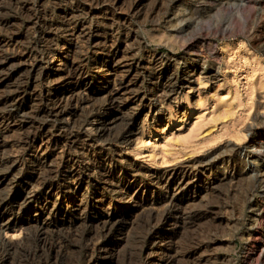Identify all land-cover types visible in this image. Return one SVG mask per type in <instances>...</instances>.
<instances>
[{"label": "rangeland", "instance_id": "374dc122", "mask_svg": "<svg viewBox=\"0 0 264 264\" xmlns=\"http://www.w3.org/2000/svg\"><path fill=\"white\" fill-rule=\"evenodd\" d=\"M59 109L95 145L58 198L59 138L14 158ZM1 199L0 264H264V0H0Z\"/></svg>", "mask_w": 264, "mask_h": 264}, {"label": "bare ground", "instance_id": "6f19581e", "mask_svg": "<svg viewBox=\"0 0 264 264\" xmlns=\"http://www.w3.org/2000/svg\"><path fill=\"white\" fill-rule=\"evenodd\" d=\"M65 1V0H64ZM67 2V1H66ZM93 2V1H92ZM103 2V1H102ZM92 4V3H91ZM97 4V3H96ZM104 4V3H103ZM100 6V5H99ZM113 6V5H112ZM90 8V7H89ZM92 8V7H91ZM90 8V10H91ZM102 9H105V10H110L112 9V7H109V6H103ZM89 10V9H88ZM89 10V12H90ZM113 10V9H112ZM67 12V11H66ZM115 12V11H114ZM71 13V12H70ZM88 16V15H87ZM71 17V16H70ZM83 19V18H82ZM120 19V18H119ZM72 20V19H71ZM67 23L71 24L70 22V19L67 20ZM72 24H74V27H77L79 26L80 24H82L80 21L77 22V21H72ZM57 33V32H56ZM34 40V39H33ZM32 40V43L30 45V47H27L25 48L26 50L24 51V53H22V57L21 58H26V59H29L31 61V67L32 69H36V67L39 66V64H41V62L43 60H45L49 55L53 54L54 53V50L53 49H47L45 47H43L42 45H40L39 43V38L38 39H35V41ZM45 40V39H44ZM50 47V46H49ZM52 47V46H51ZM40 67V66H39ZM42 67V66H41ZM197 65H191V66H188V68H191V72L192 71H195ZM42 70V68H41ZM77 70V69H75ZM39 72V71H38ZM41 73V72H40ZM39 78V77H38ZM171 84H173V91H175L174 89V86L176 85V81H173L171 82ZM171 94V90L170 91H165L162 93L160 91H157L154 95V98H158L159 96L161 95H164V96H167V95H170ZM11 99V97H8L7 101ZM113 99V98H112ZM111 100V99H110ZM10 101V100H9ZM12 103V102H11ZM61 107V106H60ZM50 108V106H49ZM52 108V107H51ZM45 110V109H44ZM98 110V108H92L91 112L93 111H96ZM63 111L64 110H52V111H49L48 115L50 117V119L53 121V124H49L50 126L45 129L44 128V124L41 125V130L39 133H36L35 135L31 136V137H27L26 140H21V142L19 141V143L17 142L16 144H18L17 146V149H16V157L14 158L16 160L17 156L20 155V154H23L25 153L27 150L31 149V148H34L33 150V153H34V157L38 158V160H44L45 159V162L44 164L46 165V160H47V156H41L42 154H39L38 153V148L40 147V144L42 145V142L44 143V136L46 135L49 140L51 139H54L56 137L59 138L57 140H60V139H63L62 142H57V140L54 142V145H60V150H62V154H61V163L59 164V166L57 167V170H56V174L57 173H62L64 174V176L69 180L68 182L66 181V183L64 184H61V185H57L58 186V191L56 193V197H60L62 196V194H66V193H70V192H75L76 190L73 188L74 184L79 182V177H80V173H78L77 170L74 169V159L73 157L72 158H69V156H67V152L68 150L71 151V149H75L74 151L76 150H79V146L80 145H83V147H91L93 145H95V141H94V138L92 137V135L90 133L86 134V135H83L82 133V130H85V129H82L83 128V124L74 120V122H72L73 124L71 125V123H62L63 121V118L61 117L63 115ZM39 113V112H38ZM88 114V113H87ZM188 114V113H187ZM41 116V115H40ZM43 116V114H42ZM3 118H6L7 115H3L2 116ZM48 117V121L50 120ZM41 118V117H40ZM156 118V116H155ZM47 120V117L45 119V121ZM62 120V121H61ZM85 123V122H84ZM39 128V127H37ZM75 128H77V130H75ZM45 129V130H44ZM95 129L97 130V127H95ZM37 131V130H36ZM87 132V131H86ZM31 133V132H30ZM129 134H132V132L130 133H127V132H122V133H119L117 134V138L118 139H126L128 138ZM29 136V135H27ZM24 138V137H22ZM21 139V138H20ZM46 140V139H45ZM55 140V139H54ZM38 142H41L39 145H37ZM30 146V147H29ZM45 146V145H44ZM49 146H47L48 148ZM58 147V146H57ZM46 148V149H47ZM95 148V147H94ZM40 149V148H39ZM83 149V148H82ZM44 150V149H43ZM95 151V150H94ZM45 152V150L43 151ZM81 152V151H80ZM83 152V151H82ZM19 153V154H18ZM42 153V152H41ZM18 154V155H17ZM26 154V153H25ZM71 154V153H70ZM83 156H87L86 153L84 154V152L82 153ZM59 155V154H58ZM245 161L247 164L250 165V168L251 170L249 172H247V174L249 175L250 178H255L257 176V172H256V164L251 161V160H248V153L246 152L245 153ZM21 156V155H20ZM19 156V157H20ZM71 156V155H70ZM92 156V155H90ZM59 157V156H58ZM5 159V158H4ZM11 159V158H10ZM241 159V158H240ZM9 160V159H7ZM90 160V159H89ZM6 161V160H4ZM92 161V160H91ZM90 161V162H91ZM119 162L122 163V166L120 167V171L122 172V175L123 176H127V175H130L132 174V172H135L137 173V167L133 164H127L125 165L124 164V159H119L118 160ZM52 162V161H51ZM8 163V162H7ZM42 162L38 161L37 165L41 164ZM112 163V161H111ZM120 163V164H121ZM6 164V163H5ZM43 164V165H44ZM42 165V164H41ZM228 165V164H227ZM47 166V165H46ZM106 168V167H105ZM53 171V168H46V173H50ZM55 171V169H54ZM54 173V172H53ZM103 174L105 175H109L111 174L110 171L108 170H105L103 172ZM51 176V175H50ZM49 177V176H48ZM108 177V176H107ZM158 177V176H157ZM156 177V178H157ZM248 177V176H247ZM46 178V177H45ZM54 178V176H53ZM57 178V177H55ZM59 178V177H58ZM233 178V177H232ZM231 178V179H232ZM158 179V178H157ZM46 180V179H45ZM253 182V179L252 181ZM255 182V181H254ZM51 183V182H50ZM188 183V182H187ZM255 184V183H254ZM253 184V185H254ZM185 185V184H184ZM55 187V182H52L50 185L48 184L47 186H44V188H49L48 189V193H50V191ZM131 189L130 187H128L126 184L122 185V184H117V190H116V193H117V196H119L120 198H126V197H129L131 196L130 193H131ZM115 190V189H114ZM115 192V191H114ZM135 192V190H134ZM55 194V193H54ZM53 194V195H54ZM134 195V194H133ZM104 196V195H103ZM133 197V196H131ZM172 198V197H171ZM47 200V199H46ZM124 200V199H123ZM168 202V201H167ZM10 203L9 202H5V201H0V209L2 208H5V209H8L9 207H11L9 205ZM54 205V204H53ZM170 205V204H169ZM171 207V206H170ZM38 210H40L38 208ZM44 210V209H43ZM5 211V210H4ZM65 216H70L69 213H66L64 214ZM111 218V215H106V218H104V222L102 224V226L100 227V229L98 230V233H93V234H90L86 239L88 240V242L90 244H87L90 248H95V249H99L102 247V245H100L98 243V237H100V234L103 233L104 231H106L107 229L109 230L110 229V222L112 220H110ZM102 221V220H101ZM16 222V221H15ZM17 223V222H16ZM15 223V224H16ZM9 225V223H3L1 222L0 223V228H2L4 225L6 226ZM69 227V226H68ZM62 228V227H61ZM70 228V227H69ZM110 232V231H109ZM68 233V232H67ZM106 235V233H105ZM60 241V239H59ZM79 241V240H78ZM62 243V242H61ZM61 246V245H60ZM39 255V254H38Z\"/></svg>", "mask_w": 264, "mask_h": 264}]
</instances>
